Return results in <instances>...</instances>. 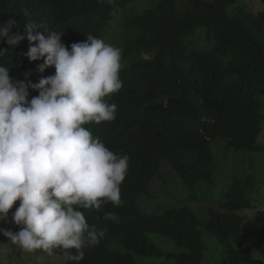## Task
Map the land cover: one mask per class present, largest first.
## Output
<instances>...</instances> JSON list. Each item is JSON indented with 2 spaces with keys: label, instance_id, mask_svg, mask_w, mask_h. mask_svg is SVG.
Returning a JSON list of instances; mask_svg holds the SVG:
<instances>
[{
  "label": "trees",
  "instance_id": "1",
  "mask_svg": "<svg viewBox=\"0 0 264 264\" xmlns=\"http://www.w3.org/2000/svg\"><path fill=\"white\" fill-rule=\"evenodd\" d=\"M137 1L0 0V25L12 18L11 32L25 35L15 48L0 39V50H9L0 55V66L9 68L13 80L37 83L54 74L52 67L39 73L43 59L30 62L25 55L30 44L23 26L29 20L47 34L65 32L66 24L84 28L119 19L133 34L123 60L130 76L125 95L131 90L136 105L120 104L113 121L85 125L130 158L120 186L123 205L84 210L87 223L104 236L84 249L79 264H206L202 229L220 248L212 264H264V211L256 213L259 230L249 245L239 214L253 208L252 174L238 179L232 172L211 206H196L200 218L189 206L199 202L198 183L217 178L222 161L215 160L213 143L222 144L223 158L264 150L257 142L264 130V0L257 13L244 0H145L141 12L123 13ZM114 7L122 14L114 17ZM136 47H144L148 58L139 57ZM36 95L29 89V100ZM253 162L251 156L248 164ZM165 173L183 182L187 193L143 210L140 197H154L156 177L171 184ZM108 213L119 222L106 219Z\"/></svg>",
  "mask_w": 264,
  "mask_h": 264
},
{
  "label": "clouds",
  "instance_id": "2",
  "mask_svg": "<svg viewBox=\"0 0 264 264\" xmlns=\"http://www.w3.org/2000/svg\"><path fill=\"white\" fill-rule=\"evenodd\" d=\"M138 1L123 13L141 12V7L131 8L145 0ZM117 22L84 28L66 24L65 32L45 34L29 20L23 26L30 44L25 55L30 62L43 59L39 73L52 67L54 74L37 83L27 81L26 74L25 82L13 80L9 68L0 66V220L19 201L12 222L20 230L3 235L25 254L39 252L43 259L60 249L66 264H79L84 249L104 236L87 223L84 210L123 205L120 186L130 158L113 152L106 139L85 127L113 121L120 104L136 105L131 90L125 95L130 76L123 60L133 34ZM15 24L9 18L0 25V39L10 48L25 39L11 32ZM7 51L0 50V55ZM136 51L148 58L144 47ZM29 89L38 91L30 100ZM105 218L119 222L114 213Z\"/></svg>",
  "mask_w": 264,
  "mask_h": 264
},
{
  "label": "rangeland",
  "instance_id": "3",
  "mask_svg": "<svg viewBox=\"0 0 264 264\" xmlns=\"http://www.w3.org/2000/svg\"><path fill=\"white\" fill-rule=\"evenodd\" d=\"M140 1V0H139ZM138 1V2H139ZM245 5L251 8L253 13H257L262 9V3L260 0H244ZM142 6V2L134 4L131 8L139 9ZM119 13H122V10H117L114 13L116 17ZM258 143L264 144V130L257 138ZM216 144V143H215ZM212 144L211 151L216 161H222L221 165L216 171L217 178L214 183L200 181L198 183V194L197 200H199L196 205L191 203L189 206L197 213L200 218V214L197 212V207L200 206H211V201L214 198H218L223 192V181L228 180L233 172L234 178H241L246 174H252L253 180L255 182V193L253 196V208L244 209L239 211V214L245 218L246 222V243H253V233L259 230L258 222L256 220V213L258 211H264V150H259L255 152L248 153L245 151H237L238 157H228L223 158V147L222 144L216 146ZM219 149L216 153V149ZM219 159H218V157ZM252 156L254 159L253 165L248 164V159ZM171 171L168 172L170 174ZM165 173V179L170 178V176ZM231 180V179H230ZM229 180V181H230ZM171 184L164 186L161 181V178L156 177L154 179L153 189L154 197L142 195L140 197V204L143 207V210L148 212L156 209L157 205L161 203H169L173 198H181L187 190L183 182H178L175 178H170ZM227 181V182H229ZM182 193V194H181ZM212 199V200H211ZM19 201H17L13 208L9 210L7 217L3 220H0V264H65L66 257L63 255L64 252L60 249L54 250V256H43V259L40 257L43 255L39 252L25 254L21 252L17 247L13 246L8 238L3 235V231H12L18 232L20 230L19 226H16L12 222V213L18 207ZM204 218V217H201ZM202 239L207 244V248L204 250V261L206 264H212L215 260L219 259L220 248L217 244L214 237L202 229ZM161 238V237H160ZM172 247L168 246L166 249L170 250ZM174 250V249H172ZM138 264H142L143 259H137Z\"/></svg>",
  "mask_w": 264,
  "mask_h": 264
}]
</instances>
